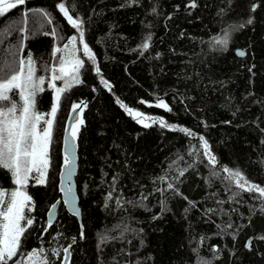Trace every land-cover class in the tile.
<instances>
[{"label":"trees","instance_id":"1","mask_svg":"<svg viewBox=\"0 0 264 264\" xmlns=\"http://www.w3.org/2000/svg\"><path fill=\"white\" fill-rule=\"evenodd\" d=\"M60 2L84 21L85 42L96 59L84 57L83 83L61 95L47 181L32 180L27 187L36 223L25 233L22 251L44 247L52 264H61L63 253L52 256V250L67 247L75 237L70 264H199L201 258L212 264H264V241L259 239L264 236V200L247 192L230 200L226 182L210 176L207 161L188 155L193 149L202 152V135L218 168L239 169L264 187V0H196V8L187 6L191 0H26L0 18V65L31 53L37 75H50L44 69L56 65L53 49L79 36L56 7ZM38 9L48 12L53 24L35 12H29L26 25L21 23L24 12ZM21 27L27 30L20 32ZM53 27L63 40L44 35ZM224 30L230 34L227 48H213L210 41ZM148 35L150 48L141 55ZM237 48L245 54L238 56ZM45 88L36 104L48 112L55 95L47 84ZM117 99L196 136L152 120H145L149 126L144 127ZM160 100L172 111L156 107ZM73 104L83 105L76 175L81 221L65 207L59 187L63 135ZM179 169L186 170L177 180ZM166 173L182 195L156 191L166 188L158 179ZM14 187L7 171L0 170V188ZM109 191L113 199L106 201ZM141 194L147 196L143 206L126 202L141 200ZM58 200L57 219L48 228V212ZM161 200H166V210ZM104 234L121 238L101 244ZM249 239L251 249L245 247Z\"/></svg>","mask_w":264,"mask_h":264},{"label":"snow or ice","instance_id":"2","mask_svg":"<svg viewBox=\"0 0 264 264\" xmlns=\"http://www.w3.org/2000/svg\"><path fill=\"white\" fill-rule=\"evenodd\" d=\"M26 0H0V18H3L10 10L16 9L19 6H24ZM190 8H196V0H191V3L187 5ZM59 12L62 13L67 23L79 33V36H71L67 39V42L62 47H55L52 51V56L56 60V65L51 67H45V71L50 75H37L36 61L33 59L31 53L27 57L18 58L12 63L5 62L0 65V170H5L10 175L11 181L15 186L13 189L5 190L0 188V264H52L49 259L48 253L44 247L33 248L27 252L22 251V244L25 238V233L36 223L35 218L29 215L34 211V205L32 197L27 192L29 181L33 180L36 184H45L47 180V173L50 168V149L53 136L54 118L58 111V105L61 99V95L70 90L75 85H80L83 81L80 78V70L85 66V60L81 59L77 55L80 51L79 45H82V53L88 60L95 62V55L88 43L85 42V33L83 29L84 21L78 16L70 14V6H66L64 2H60L56 5ZM252 11L256 10V6L253 5ZM156 11L155 8L152 9ZM29 12L38 13L43 17L48 24H53V20L48 12L44 10H28L23 13V20L21 23L27 24ZM248 20V23H251ZM243 25H241L242 27ZM8 32L14 30L13 25L7 26ZM26 28L21 27L20 32L26 31ZM44 35H51L54 39L63 40L56 27H53L50 32H44ZM26 38V37H25ZM230 34L228 30H224L222 36H214L210 41L213 48L219 50H225L229 44ZM152 36L148 35L145 41L140 45L142 49L141 55L150 48V41ZM20 51H23V43L20 44ZM59 54V55H57ZM243 55V53H239ZM96 73H100L99 67L95 69ZM57 81H60L62 86H57ZM101 83L107 85V81L101 79ZM48 89H52L55 93V102L51 106V111L48 114L41 113L37 110L36 101L37 97L46 91L45 85ZM116 103L120 105L130 116L137 120V123H141L144 127H148L149 124L145 123V120H152V122H159L161 127H169L173 131H179L185 134L186 137H195L196 133L186 127H178L176 125H168L162 119L157 121L152 117H146L139 111H133V109L127 107L119 99ZM143 103V101H141ZM86 106V105H85ZM156 107L164 108L167 111H172L167 103L160 100ZM81 108L80 104H73V113L77 112V109ZM82 110V109H81ZM51 118H46L49 116ZM76 121L72 125L70 131V139L72 146H75V141L78 136L79 128L83 125L84 121L80 118L79 114L73 117ZM199 148L202 152L193 149L188 152L189 156H195L199 162L203 163L207 161V167L211 177H215L222 181H225V188L228 192L232 193L229 197L230 200H236L242 193H258L255 198L264 200V187L250 182L242 174L239 169H231L227 166H218V159L212 153L211 147L204 136L199 137ZM183 159V157H180ZM74 156L68 151V144L66 141L65 151L63 155V166L61 176L62 182H65L67 187L65 191V204L72 206L74 215H79L78 209L75 207V198L72 194V176L74 170ZM193 165H189L191 167ZM186 169H179L178 176L184 175ZM223 173L224 175H221ZM161 183L166 184L165 189L157 188L156 191L161 192L171 190L175 195H182L179 188L172 182H169L167 173L158 177ZM117 177H113L112 190H115ZM233 188L237 191H233ZM112 191H109L106 201L112 200ZM147 196L141 194V200L139 201H126L133 206H143V200H146ZM187 199V197H184ZM192 204V202H189ZM220 203H224L220 201ZM117 206H122L120 198L116 199ZM162 210L167 209L166 200L160 201ZM108 204L106 202L105 207ZM194 206V205H193ZM52 209L56 208V204H53ZM189 209H185L188 212ZM209 211H212L209 209ZM261 211L264 212V205L261 207ZM52 215L48 214V228L52 227ZM218 227H220L218 225ZM232 224L228 223L226 228H231ZM83 225H81V229ZM47 231V228L43 229ZM124 231H128L127 228ZM123 233H121L122 237ZM121 237H109L104 234L100 236V243H107L110 239H119ZM81 238H83V231H81ZM235 234L233 239L235 240ZM261 241H264V236L259 237ZM76 238H72V244H75ZM203 238H201V243ZM143 241H141V244ZM72 244L67 247H61L54 249L51 252L52 256L59 257L63 253L61 264H70ZM99 247V245H98ZM245 247L251 249L253 247V240L249 239L245 243ZM212 251L218 252L217 248H213ZM139 264V262H137ZM199 264H212L210 260L201 258Z\"/></svg>","mask_w":264,"mask_h":264},{"label":"water","instance_id":"3","mask_svg":"<svg viewBox=\"0 0 264 264\" xmlns=\"http://www.w3.org/2000/svg\"><path fill=\"white\" fill-rule=\"evenodd\" d=\"M241 52L243 53V55L245 54V52H244L243 49H241V48H237L236 49V53H237L238 56H243V55H240L239 54ZM82 106L83 105H81V108H78L77 109V112L76 113H73V111L70 112V114L68 116V119H67V123H66L65 131H64V135H63V146H62V151H63V155H64L66 141H67L68 151L75 158V160H74V170H73V176H72V194H73V197L75 198V207L79 211V215H75V216L80 221L82 220V213H81V207H80V197H79V193H78V190H77V182H76V175H77L78 170H79L78 143H77V139H76L75 146L74 147L72 146L71 139H70V131H71L72 125L76 123V121L73 119V117L76 116L77 114H79V116L81 118V109H82ZM61 172H62V169H61ZM61 172H60V183H59V187H60V191H61V194H62L61 200L64 203V200L66 198L64 189L67 187V185H66L65 182H62L63 178L61 176ZM54 204H56V208L55 209H52V207H51L50 210H49V212L53 213V215H52V221H53V223L56 221L57 216H58V207H59V204H60V200L56 201ZM64 205L67 208V210L71 214H73L72 206L69 205V204H65V203H64ZM49 212H48V214H49ZM47 218H49L48 215H47Z\"/></svg>","mask_w":264,"mask_h":264},{"label":"rangeland","instance_id":"4","mask_svg":"<svg viewBox=\"0 0 264 264\" xmlns=\"http://www.w3.org/2000/svg\"><path fill=\"white\" fill-rule=\"evenodd\" d=\"M75 36H77L78 37V35L77 34H74ZM73 36V35H72ZM87 43V42H86ZM78 47L80 48V51H78L77 52V55L78 56H80L81 57V59H84V56H83V53H82V45H79V43H78ZM90 47V46H89ZM34 59V58H33ZM35 60V59H34ZM57 86H62V84H57ZM54 95H55V93H54ZM55 102V101H54ZM36 107H37V104H36ZM37 110L38 111H40L41 113H45V114H48V113H50V111H51V109L48 111V112H46V111H41V110H39L38 108H37ZM46 118H51L50 117V115L49 116H47ZM47 175H48V173H47ZM47 181V180H46ZM30 182H32V180H30L29 181V183ZM35 182V181H34ZM13 189V188H12ZM8 190H10V189H8ZM27 190V192H28V194H29V191H28V188L26 189ZM30 195V194H29ZM33 205H34V203H33ZM29 215H31L32 217H33V211L31 212V213H29ZM25 252V251H24Z\"/></svg>","mask_w":264,"mask_h":264}]
</instances>
